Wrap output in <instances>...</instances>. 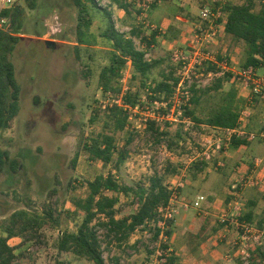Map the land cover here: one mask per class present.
<instances>
[{
  "label": "rangeland",
  "instance_id": "374dc122",
  "mask_svg": "<svg viewBox=\"0 0 264 264\" xmlns=\"http://www.w3.org/2000/svg\"><path fill=\"white\" fill-rule=\"evenodd\" d=\"M121 1L129 4L127 12L112 0H96L99 9L111 13L118 32L129 36L134 30L148 37L151 31H158L150 49L139 39L133 40L138 49L146 50L148 60L158 62L150 77L159 78L162 73L180 76L173 54L194 51V35L206 26L200 18L202 9L215 12L219 6L241 5L247 0ZM250 1L256 9L264 2ZM14 6L23 11L20 29L12 25L8 28L10 34L20 38L11 55L20 101L17 116L8 129L0 131V147L18 167L15 173L6 169L0 176V236H6L5 222L16 211H27L30 217L41 215L44 220L31 223L22 233H19L21 225L16 226V236L8 240L16 257L12 264H91L70 252H59L57 244L61 232L75 229L83 216L72 205L73 199L85 196L83 182L109 173L119 185L132 188L152 175L161 176L173 192L174 200L168 203L171 211L161 209L160 222H147L138 227L126 243L110 241L105 230L100 229L105 264H159L161 255L175 257L176 264H199L201 255H208L206 264L262 263L256 253L258 250L264 253V235L258 243L249 242L245 246L239 239L240 230L218 219L223 214L234 216V211H229L234 199L232 182L252 174L256 185L239 190L238 221H247L264 230V176L258 177L252 170L246 172L254 157L264 158V141L258 137L264 133V97L252 96L248 100L242 80L231 73L225 72L224 79L219 81L208 74L214 70L192 67L177 94L187 99L191 93L189 87L204 90L219 85L220 90H211L202 96L201 105L196 108V117L203 120L217 108L218 95L234 88L244 107L248 105L250 109L244 127L257 135L253 141L234 137L246 145L226 147L228 142L218 131L191 122L183 115L176 116L177 121L168 122L165 128L168 137L156 141L144 124L146 113L156 106L147 104L145 112L132 114L125 132L116 135L118 148L124 140L131 139L125 148L123 163L115 168L114 163L103 165L100 161H89L78 152V147L84 137L98 130L89 126L88 118L96 103L104 105L106 101L97 86L98 74L108 64V45L99 37L105 20L100 11L92 12L89 33L96 43L91 47L76 46V10L71 0H35L32 10L21 0H14ZM202 50L220 57L221 61L227 60L235 71L245 68L243 45L222 29L217 32L214 43L204 44ZM129 72L128 66L123 72L125 86ZM183 104L176 99L177 108ZM160 125L164 127L163 123ZM209 137H218L221 149L208 165L194 159L204 145H209L206 141ZM226 151L237 153L228 157ZM76 152L79 154L75 158ZM219 162L224 167L218 166ZM233 174L237 175L234 179ZM178 182L183 187H178ZM117 197V218L135 211L132 194H117ZM155 227L161 230L157 240L153 237ZM166 232L170 233L168 237ZM207 251L210 252L204 254Z\"/></svg>",
  "mask_w": 264,
  "mask_h": 264
},
{
  "label": "trees",
  "instance_id": "16d2710c",
  "mask_svg": "<svg viewBox=\"0 0 264 264\" xmlns=\"http://www.w3.org/2000/svg\"><path fill=\"white\" fill-rule=\"evenodd\" d=\"M21 1L27 9L35 8V0ZM71 1L76 10L74 41L76 46L91 47L96 43L93 35L89 33L93 24L91 13L96 10L101 12L105 20V27L99 33V37L108 45L106 51L108 64L101 68L97 80V86L106 101L104 105L103 102L96 103V107L92 109L88 118L89 126L97 127L98 130L84 137L78 147V152H82L87 160L100 161L103 165L114 163L115 168L123 163L126 158L125 148L131 139L124 140L121 148H118L116 135L125 132L132 114L135 112L143 114L147 104L152 106L156 103L165 104L163 108H152L148 116L146 113L144 120L145 129L154 134L156 141L169 136L165 129L168 127V121H157L156 119L170 112L174 115L178 110L182 111L181 116H187L191 122H197L214 130L237 127L238 117L244 108V103L234 88L231 87L228 91L218 95L217 108L203 120L198 119L195 112L196 108L201 105L202 96L211 90H220L219 85L213 89L204 90L196 89L195 86L189 87L190 96L184 99L183 96L177 94L180 92L181 77L173 73H162L159 78H151V71L158 65V62L148 60L146 50L135 46L133 38L139 39L145 48L150 49L158 35L157 30L151 31L148 37L141 32L136 34L134 30L130 31V35L127 36L115 29L111 13L99 9L96 0ZM112 1L121 10L127 12L129 4L126 1ZM223 11L226 13L224 33L243 45L244 67L259 68L264 64V2L256 9L254 3L247 0L241 5H225ZM22 13V9L18 6L0 13V131L9 128L19 111L20 87L15 79L11 55L20 38L10 34L8 28L12 25L20 29ZM147 40L151 42L146 43ZM217 60L221 61L220 57H217ZM128 66L130 72L126 89L123 90V72ZM204 68L217 70L215 66L209 64ZM218 79L223 80L224 76ZM118 99H120V104L116 102ZM176 99L177 101L182 100L184 104L177 108ZM162 123L164 127L160 125ZM242 145H246L245 141H237L234 138L229 144L233 148ZM17 167V162L11 160L8 153L0 147V176L6 169L15 173ZM83 187L85 196L77 197L72 201L75 210L83 216L75 229H66L61 232L57 248L59 252H70L91 264H105L98 235L100 229L105 230L110 241L118 244L126 243L138 227L147 222L156 224L162 220L160 209L168 205L172 195V191L158 175L145 178L132 188L119 185L109 173L106 177L97 176L91 181L85 180ZM117 194L125 196L132 194L136 205L133 213L122 218L116 217ZM34 216L30 217L27 211L20 210L12 213L5 222L3 232L6 236H0V264H12L16 258L12 247L8 244V240L16 236L14 233L16 226L21 225L19 233H22L31 223L44 220L41 215ZM160 233L161 230L156 228L153 235L154 240H157ZM168 234L170 233L166 232L167 237ZM162 248L166 250V244H163ZM256 257L262 262L259 264H264L262 251L258 250ZM160 260L159 264H176L173 256L161 255Z\"/></svg>",
  "mask_w": 264,
  "mask_h": 264
},
{
  "label": "built area",
  "instance_id": "2783aa9c",
  "mask_svg": "<svg viewBox=\"0 0 264 264\" xmlns=\"http://www.w3.org/2000/svg\"><path fill=\"white\" fill-rule=\"evenodd\" d=\"M219 3H222L223 0H215ZM14 5V0H0V13L3 10L10 9ZM201 20L205 22L206 26L199 28V33L194 35L193 43L195 45L194 51H189L186 54L184 53H178V51H175L173 54V60L177 63L178 69H180V77L181 82L185 80V76L188 74L187 72L191 71L192 67H195L196 69L204 68L205 65L209 64L216 67V71L209 72L208 74L214 77H222L225 72L231 73L237 77H239L242 80L243 89H246L249 91L250 97L252 96H259L260 98L264 97V64H262L259 68L248 66L243 69H239L238 71H235L232 69L229 65L227 60L224 61H218L217 57L214 56L211 52H206L202 50L203 45L209 42L214 43L217 32L220 29H224L226 17L223 12V7L219 6L215 12L211 11L208 8H204L201 10L200 14ZM225 18V19H224ZM224 19V20H223ZM224 31V30H223ZM184 75H183V74ZM126 89V86L123 84V90ZM118 104H120V99L116 101ZM156 107H164L165 104H155ZM149 114H147L148 116ZM181 116V112L178 110L176 114L173 115V112H170L168 114L161 115L160 118L156 119L158 120H165L170 122L177 121L176 116ZM250 116V109L248 105H246L240 112L238 117V124L237 127L232 129H215L223 135L228 143L226 144V147L229 146L232 138H245L247 142L253 141L257 135L255 133H250L246 131L245 129V123L247 119ZM263 141H264V133H261L258 135ZM209 145H204L202 149L195 154L194 160H200L206 164H210V160L212 159V156L217 153V150H220V139L218 137L215 138H208L206 140ZM254 167L257 168L261 165L260 159L254 160ZM218 166L224 167L223 163H218ZM255 180L253 175L251 174L248 177L245 178H239L235 179L234 182L231 184V195L234 197L233 202L229 205V211H234V217L231 214L230 217L228 214H223L219 217V222L227 225L230 223L232 226H236L238 230H240L239 239L242 242L243 245H247L249 242L252 243H258L262 236L264 235V230L257 229L253 227L249 222H240L238 221V211L240 210L239 203L237 202V199L239 198V190L245 189L246 187H253L255 186ZM178 187H183V184L178 182ZM170 189V188H169ZM174 200V195L172 192L170 201ZM200 200H203V197H200ZM169 206L167 205L165 207V210H169ZM160 211H162L160 209ZM171 211V209L169 210ZM233 216V217H231ZM167 217H171L170 212L168 213ZM236 218V219H234Z\"/></svg>",
  "mask_w": 264,
  "mask_h": 264
},
{
  "label": "crops",
  "instance_id": "0c3cea01",
  "mask_svg": "<svg viewBox=\"0 0 264 264\" xmlns=\"http://www.w3.org/2000/svg\"><path fill=\"white\" fill-rule=\"evenodd\" d=\"M243 90H245L246 92H247V94H248V97L250 96V93H249V91L248 90H246V89H243ZM253 152V151H252ZM262 151H257V153H261ZM237 152L236 151H226L225 152V156H228V157H231V156H234L235 154H236ZM264 155V154H263ZM255 159H260V161H261V163H262V161L264 160V158H260V157H254L253 159H252V162H251V166H250V169H247V171L246 172H248V170H252L251 172H253L254 174H256V176H264V163H263V165H260V166H258L257 168H255L254 167V160ZM237 175L236 174H233L232 175V177L231 178H235ZM247 188V187H246ZM210 252V251H209ZM208 251H207V253L206 252H204V254H208L209 253ZM207 256L208 255H206L205 257H202V255L200 256V262H199V264H206L205 263V260H207ZM212 256V255H211ZM213 264V263H212Z\"/></svg>",
  "mask_w": 264,
  "mask_h": 264
}]
</instances>
